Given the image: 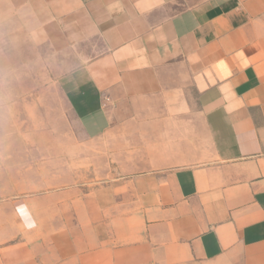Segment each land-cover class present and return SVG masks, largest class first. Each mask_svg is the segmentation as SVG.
<instances>
[{"label": "crops", "instance_id": "0c3cea01", "mask_svg": "<svg viewBox=\"0 0 264 264\" xmlns=\"http://www.w3.org/2000/svg\"><path fill=\"white\" fill-rule=\"evenodd\" d=\"M0 18L58 51L96 142V185L28 166L0 184V264H264V0H0Z\"/></svg>", "mask_w": 264, "mask_h": 264}, {"label": "rangeland", "instance_id": "374dc122", "mask_svg": "<svg viewBox=\"0 0 264 264\" xmlns=\"http://www.w3.org/2000/svg\"><path fill=\"white\" fill-rule=\"evenodd\" d=\"M21 21L30 25L28 17ZM31 29L21 24L15 33L0 18V184L10 186L28 166L48 185L51 178L53 186L60 182L63 171L69 185H96V142L84 139L67 110L57 84L58 51Z\"/></svg>", "mask_w": 264, "mask_h": 264}, {"label": "clouds", "instance_id": "9594fccd", "mask_svg": "<svg viewBox=\"0 0 264 264\" xmlns=\"http://www.w3.org/2000/svg\"><path fill=\"white\" fill-rule=\"evenodd\" d=\"M36 223L33 221L32 223H26V224H24V227H25V229L26 230H32V229H34V228H36Z\"/></svg>", "mask_w": 264, "mask_h": 264}]
</instances>
